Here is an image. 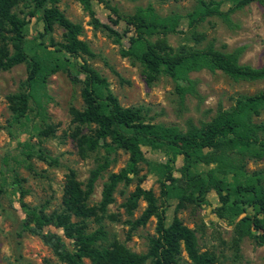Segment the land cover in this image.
<instances>
[{
	"label": "trees",
	"instance_id": "obj_1",
	"mask_svg": "<svg viewBox=\"0 0 264 264\" xmlns=\"http://www.w3.org/2000/svg\"><path fill=\"white\" fill-rule=\"evenodd\" d=\"M91 17L94 28L105 30L119 45L122 57L134 60L141 68L140 74L146 85L163 75L174 83L175 90L182 95L185 88L180 83L189 84L187 75L201 69L219 71L223 75L242 81L264 79V66L252 68L237 63L236 52L224 53L211 48L189 50L183 46L172 51L165 45L152 43L155 35L176 33L177 28L186 25L194 27L208 17L219 16L227 20L235 11L249 4H257L264 11V0H192L193 8L184 16L158 17L150 8L139 10L137 14L121 16L113 8L106 7L115 20L116 26L122 22L120 31L100 24L93 18L86 0H77ZM19 3L24 11L19 17L13 8ZM222 4L226 10L221 12ZM34 18L40 25L32 41L35 51L27 46L25 28ZM54 27L62 30V41L45 43ZM80 27L72 23L58 10L56 0H0V69L23 64L25 78L20 90L6 96L11 113L10 126L13 131L22 128L25 116L32 111L39 112L40 105L33 101L36 87L43 92L46 79L55 72L72 70L69 79L80 84V111L72 113V123L76 124L70 138L78 152H101L96 166L89 172L85 183L74 178L72 171L65 177L61 205L62 211L50 216L41 211L29 210L27 224L38 228L53 226L60 229L65 239L70 241L71 251L63 253L61 259L67 264H212L213 256L199 252L193 232L184 226L173 214L165 223V209L169 200H175L174 212L185 203L198 206L205 204V195L212 191L218 206L213 212L219 219H225L232 227L237 239L249 236L256 246L264 248V175L256 172L248 174L242 165L231 162L230 155L240 159L264 158V126L253 123L252 119L264 111V91L252 95H239L233 104L218 110L214 117L200 128L181 133L173 127L150 124L144 121L138 107H122L109 90L105 78L87 63L94 55L87 44L79 39ZM125 39L126 48L120 41ZM39 108V109H38ZM262 134V136H261ZM11 148L0 158V199L7 192L19 190L15 167L21 161L36 157L48 160L41 150L29 141L11 138ZM142 148L158 154L161 163L150 166L157 176L159 204L150 190L136 186L125 202L128 212L134 210L137 201L145 204L139 217L131 227L143 226L154 217V235L148 240L144 254L129 252L115 242L108 243L102 229L86 232V219L96 217V212L104 213L112 203V193L119 183L128 184L137 176V165L143 160ZM121 150L127 154L123 168L108 176L102 185L101 197L96 207L86 204L93 185L100 173L109 167ZM21 157L20 161L17 158ZM180 166L177 168V162ZM212 166L207 171H196L197 166ZM178 172L179 177L173 174ZM177 184H179L177 186ZM2 207L0 203V215ZM76 220L71 222V220ZM45 240V236H42ZM49 239V238H48ZM60 242L58 238H53ZM47 241V240H46ZM15 264H21L18 258Z\"/></svg>",
	"mask_w": 264,
	"mask_h": 264
},
{
	"label": "rangeland",
	"instance_id": "obj_2",
	"mask_svg": "<svg viewBox=\"0 0 264 264\" xmlns=\"http://www.w3.org/2000/svg\"><path fill=\"white\" fill-rule=\"evenodd\" d=\"M86 1L98 23L117 31L123 28V24L119 22L116 26L112 25L111 20H115V17L106 7L113 8L121 16H130L150 8L158 17L184 16L193 8L192 0ZM56 7L65 18L80 27L79 39L87 44L94 55L93 58H87L88 65L105 78L109 90L122 107L140 108L147 123L173 127L184 133L209 122L218 110L229 108L237 96L264 91V79L233 80L219 71L205 69L187 75L189 84L180 83L186 87L182 95L175 90L174 83L163 75L146 85L139 64L120 56L119 45L105 30L91 25V17L77 0H56ZM220 8L224 12L226 5L222 4ZM23 11L21 3L12 10L19 17ZM177 30L176 33L152 36L149 41L165 45L172 51L183 46L189 50L211 48L224 53L236 52L239 65L252 68L264 66V11L255 3L233 12L227 20L212 16L192 28L182 25ZM38 31L39 23L31 18L25 28V41L31 52L36 50L32 38ZM49 40L61 42L62 30L54 27L52 34L45 38V43ZM120 44L124 49L127 46L125 39ZM69 74H73V71H58L50 75L44 83L43 92L36 87L32 94L33 101L42 109L38 108V113L31 110L25 116L22 128L13 131L9 123L11 113L6 96L20 90V83L25 78V67L20 64L0 69V158L10 150L11 138L17 136L19 141H29L32 147L41 150L51 160L49 163L48 160L32 157L15 167L19 190L15 191L14 186L13 191L0 199V264H15V258L21 264H67L61 258L63 253L71 251V245L63 237L62 231L51 225L41 228L34 224L26 226V221L29 210L41 211L46 216L60 213L63 208V185L68 172L72 171L75 180L83 184L102 156L101 152L81 156L70 138L76 127L72 123V113L80 111L82 103L80 84L71 82ZM252 121L264 126V111ZM142 153L143 160L137 165V176L130 183H119L115 187L113 201L104 213L96 212V217L85 220L87 233L99 228L104 231L107 238L105 246L115 242L136 254L146 252L148 240L154 235L155 219L151 217L143 226L131 227L145 204L138 200L136 208L128 212L125 202L136 186L150 190L158 204L160 201L157 176L152 174L150 166L159 165L161 158L145 148H142ZM229 157L233 164L242 165L246 173L259 172L264 175V158ZM20 160L21 157H18L17 161ZM126 160L127 154L118 150L115 161L95 181L86 201L88 207L97 206L102 185L110 174L124 167ZM180 165L178 161L176 167ZM211 167L200 165L196 171H207ZM173 177L178 179V172ZM204 199V205L185 203L175 212L176 201L169 200L165 209V223L168 224L174 214L193 232L198 251L213 256L212 264H264V248L256 246L249 236L237 239L227 221L215 216L213 212L218 203L214 193L210 191ZM43 235L47 238L45 242ZM53 238H58L60 242ZM182 260L189 263L183 254ZM82 263L89 264L88 260H82Z\"/></svg>",
	"mask_w": 264,
	"mask_h": 264
}]
</instances>
